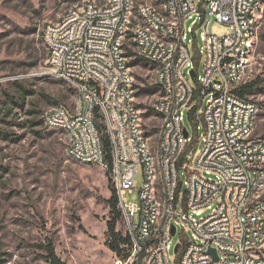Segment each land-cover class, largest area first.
Wrapping results in <instances>:
<instances>
[{"label": "built area", "instance_id": "2783aa9c", "mask_svg": "<svg viewBox=\"0 0 264 264\" xmlns=\"http://www.w3.org/2000/svg\"><path fill=\"white\" fill-rule=\"evenodd\" d=\"M263 6L264 0H140L145 18H138L126 0L87 1L43 27L48 73L67 74L81 98L75 113L54 107L42 123L65 131L71 159L96 161L108 172L131 240L129 255L115 264H172L179 228L178 264H264V138L252 137L258 104L238 94L250 81ZM211 19L231 33L203 31L198 38V28L207 29ZM123 20L137 27V39L123 33ZM129 49L152 66L161 61L152 73L160 87L157 157H148L142 112H135L137 90L129 91L135 80ZM185 118L202 128L199 156ZM110 125H117V135H110ZM140 171L139 203L128 204L125 195L137 188ZM203 208L211 213L203 217Z\"/></svg>", "mask_w": 264, "mask_h": 264}, {"label": "rangeland", "instance_id": "374dc122", "mask_svg": "<svg viewBox=\"0 0 264 264\" xmlns=\"http://www.w3.org/2000/svg\"><path fill=\"white\" fill-rule=\"evenodd\" d=\"M87 1L101 4L105 0H0V264H52L46 247L50 241L65 264H115L118 259L109 246L107 223L114 212L108 172L99 165L71 159L64 132L42 123V115L54 107L63 106L75 113L79 93L69 82L48 73L47 57L36 61L25 51L28 43H41V31L48 22ZM31 28L36 32H29ZM203 31L218 36L231 33L228 25L216 19L209 21L207 29L205 25L198 28V38ZM202 44L200 40L199 46ZM133 59L128 57L138 88L135 101L142 112L144 132L155 141L161 119L151 110L159 96V90L152 87L153 66L141 62L130 65ZM202 65L203 60L199 74ZM256 78L261 82L248 94L258 104L253 138L264 137V6L250 80ZM24 90L29 93L21 105ZM5 106H13L9 116ZM30 110L35 111L36 119L29 116ZM31 120L40 122L33 126ZM184 125L199 156L204 150L202 128L197 130L188 118ZM180 178L184 182L186 174ZM141 184L140 171L135 178L137 188L125 195L128 204L139 203ZM210 213L203 208L201 215ZM116 230L123 237L127 235L122 215ZM182 235L179 228L173 237L172 264L179 263L180 254L174 246ZM121 248L128 250L125 244Z\"/></svg>", "mask_w": 264, "mask_h": 264}, {"label": "trees", "instance_id": "16d2710c", "mask_svg": "<svg viewBox=\"0 0 264 264\" xmlns=\"http://www.w3.org/2000/svg\"><path fill=\"white\" fill-rule=\"evenodd\" d=\"M29 32L31 33H35L36 32V28H31L28 29ZM25 51L27 52V54L34 60H40L44 57H47L48 55V51L47 48L45 47L43 40H42V31H41V43L38 46H35L30 43L27 44ZM127 55L128 56H132L133 55V51L131 49H129L127 51ZM195 60V66L196 68H198L199 66V56L196 54L194 57ZM143 63V64H150L148 62V60L144 59V58H139V57H135L131 62L130 65L136 64V63ZM36 63V62H35ZM36 65V64H35ZM261 79L256 78L253 80H250L249 82H247L246 84L242 85L239 90H238V94L241 96H248V94H251L260 84ZM153 88H156L157 90H160L159 85L157 84H153L152 86ZM144 90V89H143ZM29 91L28 90H24L21 94V105H24L26 97L28 95ZM5 112L7 116H9L11 114V112L13 111V106H5ZM154 110L155 109H151ZM156 112V111H155ZM29 116L32 117V119H36L35 118V111L34 110H30L29 112ZM39 121V120H38ZM40 122V121H39ZM39 122H35L34 120H31V124L34 126ZM264 138V137H263ZM104 145H105V149L107 151V159L109 160V162H111V155H110V149H109V141L108 138L105 136L104 139ZM112 210L114 212V216L113 218L107 223V227H108V233L110 236V248L112 251H114L118 258H126L131 250V240H130V236L127 235L125 237H123L117 230H116V224L118 219L121 217L122 213L119 210V208L117 209L118 206V202H117V196H116V192L115 190L112 188ZM125 244L127 246V252H124L123 248H121V245ZM47 247V251H48V259L52 264H65L56 254L55 248L53 243L50 241L48 243Z\"/></svg>", "mask_w": 264, "mask_h": 264}, {"label": "bare ground", "instance_id": "6f19581e", "mask_svg": "<svg viewBox=\"0 0 264 264\" xmlns=\"http://www.w3.org/2000/svg\"><path fill=\"white\" fill-rule=\"evenodd\" d=\"M94 3V2H91ZM126 3H131V11H136V17L145 18V9H139V2L133 0H126ZM123 33H126L128 39H137V27L131 26V20H123ZM44 44H48V34H42ZM238 39H245V32H238ZM144 58L145 57H139ZM150 62V61H148ZM153 70H161V61H153ZM56 77L69 82L67 74L55 75ZM138 88L136 86L135 80H130L129 91H136ZM79 98H81V91H78ZM50 111V110H48ZM135 112H141L137 105H135ZM65 134V131H63ZM141 132L145 136V147L148 150V157L158 156L157 135L156 140L151 141V138L147 136L144 132L143 125H141ZM110 135H117V125H110ZM68 154L72 158V151L68 148ZM89 164L96 165V161H89ZM154 173H162V166H154Z\"/></svg>", "mask_w": 264, "mask_h": 264}, {"label": "water", "instance_id": "95a60500", "mask_svg": "<svg viewBox=\"0 0 264 264\" xmlns=\"http://www.w3.org/2000/svg\"><path fill=\"white\" fill-rule=\"evenodd\" d=\"M194 75H195V70L192 69L191 70V77L193 78ZM187 136H188V134L186 132L185 137H187ZM172 232H173V234L175 233V228H173ZM177 251H178V245L175 247V252H177ZM210 252L213 254L215 260H217L218 259L217 251L215 249H211Z\"/></svg>", "mask_w": 264, "mask_h": 264}]
</instances>
